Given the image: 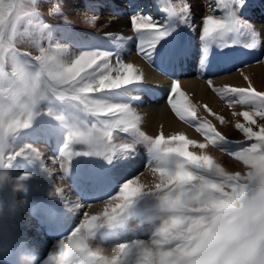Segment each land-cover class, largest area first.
Segmentation results:
<instances>
[{
    "label": "rangeland",
    "instance_id": "rangeland-1",
    "mask_svg": "<svg viewBox=\"0 0 264 264\" xmlns=\"http://www.w3.org/2000/svg\"><path fill=\"white\" fill-rule=\"evenodd\" d=\"M164 1H166L167 5H164ZM164 1L32 0V10L29 12V16L23 18L21 25H18V36L20 37L18 47L21 49V51H31L33 52V54H36L37 49L35 45L37 43H43L45 47L51 44L53 47L60 46L67 48L70 56H74L79 52L85 50H100L111 53V58L113 59V63H115V60L117 58L124 59L126 55H130L133 52V50L129 46L128 40H134L138 45L139 34L133 35L132 30L129 32L126 31L131 28L129 17L139 13L142 15L151 16L153 20L158 21L160 22V24L164 25L166 29L170 31V38L172 40L177 39L178 43H184V41L188 37H191L189 44L192 43L197 45H195L196 47H194V50L192 52V57L195 62L193 70H195L194 72L197 73L196 77L200 80L206 82L207 80H212L213 86L218 88L225 86L246 87L248 81H246V84L240 86L232 85L231 83L226 82L222 84H217L214 82V80L223 73L217 71V69L215 68L216 63H213L211 60L215 59L219 52L233 51V56L235 57L231 55L232 60L234 61L235 59L239 57L240 58L233 63L228 72H238L240 75L241 72H243L244 75L249 77L253 86L258 91L264 90V72H259L258 70H256V67H254L261 65L264 68V0H243V7L241 8H238L239 0H225V6L222 8H218L213 13L217 18L223 19L228 16L230 12L235 11L237 16L242 21L249 22V28L241 29L239 33L228 34L227 36L220 38L222 39V42L224 44L223 50H221L220 43L218 42H212L209 44L207 56L208 58L210 56H214L210 58V60H205L204 65L207 64V62L211 64L209 66L208 73L203 74L204 76L202 75V72L196 70V66L197 68L204 66L200 63L202 55V42L200 40L199 25L202 22V17H204L206 14L208 3L211 2L215 6L216 0ZM184 3H188L190 5V11L187 14L186 20L182 19L183 13L176 11L181 8ZM54 4H59L60 11H50ZM147 10L149 11L147 12ZM82 13H94L96 15H99L101 19L96 27H91L81 22L78 14ZM109 17L115 18L109 20ZM124 21L127 23L125 24ZM45 23L50 27L42 35L41 25ZM190 24L197 26L195 31L190 28ZM250 29L260 30V33L262 35L261 37H258L257 47L252 49L248 47V45L252 41V34ZM129 37H131V39H127ZM161 42L162 40L157 45L156 51L151 61L154 66L159 65V62L164 59V55L161 53L162 50H160ZM178 43L176 42V46L183 45ZM165 44L166 42H163L162 48ZM229 44L232 45V48L228 46ZM245 48H248V50L251 52V55L239 56L246 53ZM252 53L258 54L257 59L256 57H253ZM247 59L251 60L243 61ZM125 61L129 62L128 60ZM139 68L142 69L145 77L143 68ZM10 69L11 66H9V70ZM195 73L194 75H196ZM144 83H146L145 78ZM148 84L150 85V88L152 87L153 89L160 86L159 81H154ZM206 84L211 90L212 87H210L208 83ZM180 85L182 90L189 95L192 102L200 106L197 108V115L200 118L210 120L218 131L229 138L230 142L244 140L242 133H240L235 128V123L237 121H240L241 123L244 122L243 118L234 117L232 113L247 109L243 108L240 105H235L232 108H229L227 98L222 99L217 93L216 94L218 95V102L221 107L216 109L206 102L198 101L192 98V94L188 93L187 90L183 88L181 80ZM142 92L143 88L141 84L130 85L127 89H120L113 92L101 94L99 98L106 99L109 102L114 103H129L134 109H136L137 114L141 116V129L149 135L155 136L162 131L165 136H168L176 134L177 132L184 133L189 139L196 140L199 143H205L204 137L198 132H196L197 137L195 138H190L184 131L174 132L173 130H170L166 134L165 130L163 129L164 126L162 122H158L155 124L152 123L151 125L144 122L145 116L148 113V110L146 109L147 104L150 103L148 100L150 97H147V95H144V93ZM133 97H139V99H133ZM159 98H157L155 101L157 102V104H159L158 106L162 105L166 107L168 112L175 116L166 101L168 98ZM55 104L58 105V107ZM205 104L217 115L223 116L226 122L222 124L214 116L209 115V113L202 107ZM149 106L150 104H148V107ZM47 109H51L56 114L63 115L65 117V120L71 123H84L90 126L91 124L97 122L95 117L82 112L71 102L46 101L41 104L39 114L34 116L29 128L22 129L15 135L8 138L4 148L5 152L19 151L26 144L34 145L35 147H38L42 152V156L40 159L18 156L7 167L0 165V171H4L8 177L7 182L0 185V205H2V210H0V234H2L5 238H8L9 240L15 239L16 241H18L20 234L23 233L24 230H26V226L31 227V224L36 223L34 221L35 218L32 217L33 214L31 215L29 212V210L31 209L28 206V203L32 201V199H30L32 196H34L36 199L39 198L37 200L45 199L46 201L48 200V197L50 202H54L55 204L59 205V193L56 192L57 189H61V192H63V194L66 195V197H68V200L70 201L74 200V198L76 197L71 193L70 190L72 186L69 180H67V175L70 172H63V170L60 168L58 159L55 164L52 163V159L59 155L62 146L66 143L69 130L62 122L48 116L46 114ZM175 118L178 117L175 116ZM257 122L264 123V121H260L259 118H257ZM143 123H145V125ZM187 125L190 126L189 124ZM190 127L194 128L193 126ZM253 127L255 128V126ZM119 135L121 139L131 141L135 146V150L126 155L119 154L113 159L111 164L120 163L121 161H127L131 164L132 168H134V172L131 176L123 179V181L119 180L118 177L116 178L115 173L117 172H110L112 175H114L112 176V178H110V180L112 179L111 184H114L115 182L116 185L112 189L113 193L95 201L98 204L96 206L97 209L93 210L79 207L73 210H68L69 212L74 211L73 216L75 217L70 222L72 230H74L80 224L85 210L92 213H94L96 210H99L100 204L107 201L110 197L116 195L123 183L138 176L142 172L146 173L147 167L153 164V162L155 161V152L151 148V146L147 144V142L139 140L131 133H120ZM53 146H55L54 149ZM231 147L234 148L235 144H230L229 150H231ZM72 148L77 151H87L86 146L82 144L72 145ZM189 150L197 153L200 152V149L198 148H190ZM205 151L208 154H211L219 159V161L226 168L230 170L238 169V162H236L232 157L228 156L226 152L220 150L219 148L209 145L208 148L205 149ZM82 157L86 158L87 156H79L73 159L69 171L72 170V168H75L76 165L78 166V164L80 163H83L80 165H86L89 162L96 163L97 159L102 160L103 162L107 163V165L109 164L104 157L96 156L92 157L93 159H83ZM30 160H32V166H30V168H28L25 173L20 175L17 174L18 176H16V172L19 169L18 166L20 165L17 161ZM47 168L51 169L50 173L49 171H47ZM114 170L116 171L118 169L115 168ZM21 177H23V179H21ZM17 183L20 184L21 188L14 190V185H16ZM75 185L77 184H74L73 186ZM19 200H23L24 202L22 208L18 204ZM34 201L29 204L31 208ZM133 205L135 206L133 207ZM133 205L132 208L130 207L123 214L125 217L123 222H116L112 225H103L97 228L98 237H96V239L95 237H93L91 243L94 246L100 245L102 247H114L117 244L130 242L134 239H148L150 235L149 221L154 214V210L152 209L150 203L144 200H139ZM133 208L135 209V211H133ZM32 212L33 211H31V213ZM106 229L108 232L117 233L113 241L103 239V236H101L102 234L100 235L101 231ZM35 232L36 234H38L40 231L37 229V231ZM60 240L61 239L59 238L55 241L54 244L51 245L52 249L50 252L58 249V242ZM10 252H12V250ZM9 258L10 256H8V259ZM12 258L13 253L11 254V259ZM41 258L40 260H46L47 257H44L43 259ZM0 264H2L1 259Z\"/></svg>",
    "mask_w": 264,
    "mask_h": 264
},
{
    "label": "clouds",
    "instance_id": "clouds-1",
    "mask_svg": "<svg viewBox=\"0 0 264 264\" xmlns=\"http://www.w3.org/2000/svg\"><path fill=\"white\" fill-rule=\"evenodd\" d=\"M10 8L0 0V16ZM13 48L11 40L0 41V49ZM13 57L12 76L0 79V135L9 122L38 115L41 104L57 94L58 84L76 79L84 70L83 63L71 57L41 59L37 54L35 65L14 52ZM232 158L239 164L237 170L211 154L196 157L183 145L170 150L138 175L137 194L117 206L118 215H113L115 207L100 208L83 217L46 260L31 251L19 259L22 264H264V148L245 149ZM7 180L0 171V185ZM20 188L14 185V190ZM139 200L154 210L148 239L114 247L91 243L97 228L123 222V214ZM23 203L18 201L21 208ZM9 251L8 246L0 247V257Z\"/></svg>",
    "mask_w": 264,
    "mask_h": 264
},
{
    "label": "snow or ice",
    "instance_id": "snow-or-ice-1",
    "mask_svg": "<svg viewBox=\"0 0 264 264\" xmlns=\"http://www.w3.org/2000/svg\"><path fill=\"white\" fill-rule=\"evenodd\" d=\"M5 3L10 4L11 8L3 16H0V30L3 31L0 41L7 42L11 40L14 48L11 51L0 49V51H3V57L0 59V79H8L13 74L9 71V66L12 67L13 65V52L15 57H21L32 65L38 63L35 60L37 54L41 56V59L71 57L74 62L83 63L84 70L80 75L74 80L69 79L58 84L57 94L50 95L48 101L71 102L82 112L95 117L97 122L90 126L84 123H71L66 121L63 115L56 114L51 109L46 110L48 116L62 122L69 130L66 143L62 146L59 155L52 159L53 164L57 162V159L59 160L60 168L64 173L69 172L71 162L79 156H100L111 164L119 154L126 155L133 152L135 150L134 144L131 141L121 139L120 133H131L139 140L147 142L155 152V159L170 154V150L177 149L182 145L196 157L209 155L205 151L209 145L219 148L230 157L233 156V153L245 149L264 148V123L257 122V118L264 121V90L258 91L243 72H241V75L245 81H248L246 87L225 86L218 88L213 86L212 80H207L214 92L222 99L227 98L229 108L240 105L247 109L232 113L234 117L243 118V123L240 121L235 123V128L244 137L243 141L230 142L229 138L218 131L210 120L200 118L197 115V108L200 106L194 104L189 95L182 90L179 80H172L168 89L167 103L180 121L193 126L195 131L204 137L205 143L189 139L184 133L165 136L161 131L158 135L152 136L141 129V116L129 103H114L99 98L101 94L127 89L130 85L143 84L144 73L142 69L133 62H126L121 58H117L113 63L112 54L100 50H85L70 56L67 48L53 47L51 44L45 47L43 43H37L35 45L36 54L31 51H21L18 47L20 42L18 25H21L23 18L29 16V12L32 10V0H5ZM207 6L206 14L202 17V22L199 25L200 40L202 42L201 65L205 63L210 43H220L221 50H223L224 44L220 38L228 34L239 33L241 29L249 28V22L242 21L235 11L230 12L223 19L217 18L213 14L218 8L225 6V0H216L215 6L209 2ZM241 7H243V0H239L238 3V8ZM50 11H60L59 4H54ZM176 11L183 13L182 19L186 20L190 5L184 3ZM78 17L81 22L91 27H96L101 19L99 15L94 13H82L78 14ZM114 18L109 17L108 19ZM129 21L133 35L140 34L135 55L142 56L151 64L157 45L170 35V31L160 22L153 20L151 16L139 13L129 17ZM189 26L193 31L197 28L196 25L190 24ZM49 27L46 23L41 25V34L43 35ZM250 31L252 41L248 47L252 49L257 47L258 37L262 35L260 30L250 29ZM127 39H131V37ZM228 46L231 47L232 45L229 44ZM133 99H139V97H133ZM202 107L222 124L226 122L223 116L217 115L206 104ZM33 118L28 117L21 121L9 122L4 134L0 135V165L7 167L18 156L41 158V150L32 144L24 145L19 151H4L8 138L22 129L29 128ZM185 141L186 144H184ZM233 143L235 147H231V150H229L230 144ZM76 144L86 146L87 151L73 149L72 145ZM190 148H198L200 152L190 151ZM47 171L50 173L51 169L47 168ZM137 177L123 183L118 193L101 203L100 208L110 211L115 207L116 213H113V215H118L121 209L117 206L123 205L128 197L136 196L139 189ZM61 191V189L56 190L57 193ZM92 206L93 204H89L85 205L84 208L91 209ZM90 214L93 213L85 210L83 217ZM115 254L119 255V251L115 250Z\"/></svg>",
    "mask_w": 264,
    "mask_h": 264
},
{
    "label": "bare ground",
    "instance_id": "bare-ground-1",
    "mask_svg": "<svg viewBox=\"0 0 264 264\" xmlns=\"http://www.w3.org/2000/svg\"><path fill=\"white\" fill-rule=\"evenodd\" d=\"M126 23L127 22H125V24ZM129 31H131V28H129L126 32ZM190 40L191 39L185 42L182 46H176V41L173 40L171 42L169 39H166L164 41V43L166 42V44L161 49V53L164 55V59L161 60L159 65L157 66H154L152 63H148V61L142 56L135 55L137 45L134 40H128L129 46L133 50V52L130 55H126L124 59L128 60L129 62H133L138 67L143 68L145 72V93L147 97H150L148 99L150 102L148 104H150V106L148 107L147 104L146 110H148V113L145 116L144 122L150 125L152 123L155 124L158 122H162L164 126L163 129L165 130L166 134L170 130H173L174 132L184 131L190 138H195L197 137L195 129L191 128L186 123L181 122L179 118H175L173 114L168 112L166 107L162 106L161 104V106H158L159 104L155 102L159 97L168 98V89L170 84L172 83V80H181L183 88L187 90L188 93L192 94V98L198 101L206 102L216 109L221 107L218 102V95L213 91V88L210 90V88L206 84V81L200 80L196 77L197 73H195V70H193L195 62L192 57V52L194 50V47H196V44H189ZM245 52H247L245 55H251L248 50H246ZM231 55L233 54L228 51L220 52L217 54L215 59L211 60L213 63H216L215 68L217 69V71L223 73L219 75L214 80V82L217 84L226 82L231 83L232 85L239 86L246 84V81L238 72H228L234 61L238 60L237 58L233 61ZM210 64L209 62H207V64H203L204 66L200 68H197L196 66V70L202 72V75L207 74ZM254 67H256V70H258L259 72H264L263 66L260 65ZM194 73L196 75H194ZM154 81H159L160 86L153 89L152 87L150 88V85L148 83H152ZM143 124L145 125V123ZM115 168H117L118 170L115 171ZM108 170L111 173L117 172L115 173V176L120 178V180L131 176L134 172V168H132L131 164L127 161H121L120 163L108 165L100 160L96 163H88L86 165L79 164L77 167L73 168L70 171L68 179L70 181L73 175L77 173L78 177L75 183L71 184L72 187L70 186L71 193L76 196L74 200H68V197H66L63 192H60V205L53 204V202H50L48 198L47 201L45 199L34 201L32 208L29 205L31 211H33L32 214L34 218H36L34 221L37 222V224L31 225V227L26 226V230H24L25 236L21 237L20 244L13 245L14 247L10 246V251L12 250V252L9 251L10 258H7L6 263L22 264L19 259L20 255L29 251L37 254L39 259L44 255L48 256L52 249L51 245L54 244L57 239H62L71 232L69 229V225L71 220H73L75 216H73L74 211L69 212L68 210H73L79 207L82 208L88 203L93 204L91 209H97L96 206L98 204L95 201L101 199L104 196L102 194L105 193L106 190L112 189V179L110 180V178H112V176L114 175H107V172H109ZM74 184L77 185L73 186ZM38 225L39 227L37 228ZM34 228L42 231L39 235L36 236L35 239H33V237L29 235V232L31 230H34ZM116 234L117 233L115 232H108L105 230V232L102 233V236L103 239L113 241V239L116 237ZM93 235L95 239L96 237H98L95 231ZM28 239L30 240L28 241ZM32 243H34V247H31L30 244ZM12 253L13 258L11 259Z\"/></svg>",
    "mask_w": 264,
    "mask_h": 264
}]
</instances>
